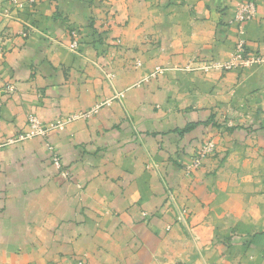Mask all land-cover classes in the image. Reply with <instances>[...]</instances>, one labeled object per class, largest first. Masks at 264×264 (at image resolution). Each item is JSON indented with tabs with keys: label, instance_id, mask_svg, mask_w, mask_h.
<instances>
[{
	"label": "crops",
	"instance_id": "0c3cea01",
	"mask_svg": "<svg viewBox=\"0 0 264 264\" xmlns=\"http://www.w3.org/2000/svg\"><path fill=\"white\" fill-rule=\"evenodd\" d=\"M240 1L0 0V140L100 107L0 150V264H264V66L184 69L230 59Z\"/></svg>",
	"mask_w": 264,
	"mask_h": 264
},
{
	"label": "built area",
	"instance_id": "2783aa9c",
	"mask_svg": "<svg viewBox=\"0 0 264 264\" xmlns=\"http://www.w3.org/2000/svg\"><path fill=\"white\" fill-rule=\"evenodd\" d=\"M30 3L33 4L35 3V0H30ZM18 7L22 8V4H18ZM238 14H237V20L240 23H245L248 21H251L255 18L257 14V5L256 2L253 0H244L241 2L238 6ZM23 37H27L28 34L23 32L22 33ZM4 47H5V42L3 39V34L0 32V59L2 58L4 54ZM72 49L77 48V43L74 42L73 45L71 46ZM247 48L245 46V42L242 40L239 42L237 46V51H236V61L238 64L235 65L234 62H231L229 64H225L224 70H231L233 67L237 65H242V66H248V65H264V57L261 55H250L246 51ZM1 75H0V83H1ZM15 91V87L12 85H7L2 88V92L6 94H12ZM1 107V103H0ZM100 107L97 106L87 112H83L77 115L69 116L68 118L57 120L55 122H52L50 124H47L43 122L41 119H39L36 115L30 114L28 116L27 122H28V131L22 134H19L15 137L9 138L6 141H1L0 140V150L3 149L4 147L26 142L28 140H31L33 138H43V139H48L53 133L55 132H60L65 129V127L78 119H89L95 114L98 113ZM0 130H1V122H0ZM47 147L50 151L51 154V160L52 164L60 169L62 168V160L60 157V154L57 152L55 147H53L50 144H47ZM216 149V145L212 140H205L202 142V144L199 146L197 151L194 153L193 157L191 158L190 162H188L184 168V172L186 176H191L194 172L200 170L203 168L204 163L206 160L211 158V156L214 155ZM67 174L64 176L66 177ZM171 198H173L170 195ZM79 264H84L83 261L79 262Z\"/></svg>",
	"mask_w": 264,
	"mask_h": 264
},
{
	"label": "rangeland",
	"instance_id": "374dc122",
	"mask_svg": "<svg viewBox=\"0 0 264 264\" xmlns=\"http://www.w3.org/2000/svg\"><path fill=\"white\" fill-rule=\"evenodd\" d=\"M244 0H241L239 3H238V5H237V7H236V12H235V16H234V22L239 26L238 28H239V40H238V42H237V44H236V46H235V49L233 50V52H232V55H231V57H230V59L228 60V61H226V62H223V63H216V62H199V61H194V60H191L189 63H188V65L184 68L185 70H202V71H204V72H212V71H219V72H223V73H225V72H229V71H232V70H238V69H245V68H250V67H261V66H264V65H248V66H242V65H237V66H235V67H233L231 70H224V65L225 64H229V63H231V62H234L235 63V65L236 64H238V62L236 61V51H237V46H238V44H239V42L240 41H244L245 42V46H246V48H247V52H248V54H250V52H249V50H248V47H247V42H246V39H245V27H244V25L246 24V23H248V22H251V21H253V20H251V21H248V22H245V23H240L238 20H237V14H238V6H239V4L241 3V2H243ZM254 2H256L255 0H253ZM257 15V14H256ZM256 17V16H255ZM73 41H72V44L68 47L69 48V50L70 51H72L73 53H77L78 51V41H77V37H78V34L77 33H74L73 34ZM74 42H76L77 43V48L76 49H72V45H73V43ZM121 41L118 39V42H117V45H120L121 46ZM250 55H257V54H250ZM262 56V55H261ZM264 57V56H263ZM136 66L137 67H141L142 66V63L140 62V60H138L137 61V63H136ZM165 70L166 69H164V68H162V67H157L156 69H155V73H154V75L155 76H158V75H162L164 72H165ZM153 75V76H154ZM122 97V96H121ZM207 140H212L214 143H215V141L213 140V139H207ZM202 144V143H201ZM215 145H216V143H215ZM215 151H216V149H215ZM215 154V153H214ZM212 157V156H211ZM210 159V158H209ZM207 161V160H206ZM205 161V162H206ZM205 164V163H204Z\"/></svg>",
	"mask_w": 264,
	"mask_h": 264
}]
</instances>
